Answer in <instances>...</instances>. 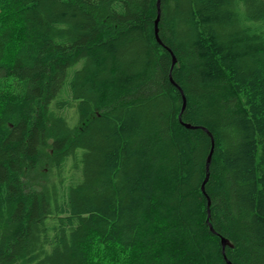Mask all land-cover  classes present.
<instances>
[{
    "label": "trees",
    "instance_id": "1",
    "mask_svg": "<svg viewBox=\"0 0 264 264\" xmlns=\"http://www.w3.org/2000/svg\"><path fill=\"white\" fill-rule=\"evenodd\" d=\"M156 3L0 0V264H264V0Z\"/></svg>",
    "mask_w": 264,
    "mask_h": 264
},
{
    "label": "water",
    "instance_id": "2",
    "mask_svg": "<svg viewBox=\"0 0 264 264\" xmlns=\"http://www.w3.org/2000/svg\"><path fill=\"white\" fill-rule=\"evenodd\" d=\"M157 18L155 19V21H154V33H155V37L157 38V40H158V37H157V22H158V18H159V4H160V0H157ZM173 63L175 62V59H174V57H173ZM182 93V92H181ZM183 95V94H182ZM183 99H184V97H182ZM186 126L187 127H190V125L189 124H186ZM212 140V139H211ZM212 148H213V141H211V149H210V151H209V153H208V155H207V157H206V169H208V165H209V162H210V159H211V155H212ZM206 179H207V175H206V177H205V179L203 180V183H202V185H201V188L203 189V184L205 183V181H206ZM228 241H227V239H225V238H223L222 239V243L223 244H225V243H227ZM228 264H230L229 262H228Z\"/></svg>",
    "mask_w": 264,
    "mask_h": 264
}]
</instances>
